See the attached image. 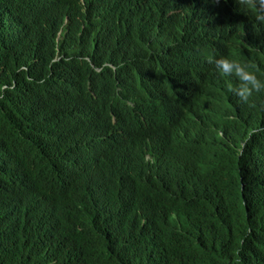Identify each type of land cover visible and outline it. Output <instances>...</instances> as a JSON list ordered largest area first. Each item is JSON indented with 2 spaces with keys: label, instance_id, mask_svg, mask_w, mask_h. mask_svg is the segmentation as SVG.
Listing matches in <instances>:
<instances>
[{
  "label": "trees",
  "instance_id": "obj_1",
  "mask_svg": "<svg viewBox=\"0 0 264 264\" xmlns=\"http://www.w3.org/2000/svg\"><path fill=\"white\" fill-rule=\"evenodd\" d=\"M257 14L0 0V264H264V91L209 62L264 80ZM118 91L136 107L103 127Z\"/></svg>",
  "mask_w": 264,
  "mask_h": 264
},
{
  "label": "clouds",
  "instance_id": "obj_2",
  "mask_svg": "<svg viewBox=\"0 0 264 264\" xmlns=\"http://www.w3.org/2000/svg\"><path fill=\"white\" fill-rule=\"evenodd\" d=\"M219 2V0H216ZM239 3L248 6L257 11L256 19L264 23V11H261L264 0H239ZM210 63H214L216 70L223 76H234L238 80V84L234 87L231 83L227 85V91L239 97L240 101L248 103L254 93L264 91V80H261L256 72L255 65L252 63H241L228 57H220L219 59H210ZM108 110V120L103 123V127L115 128L124 112L136 107L134 96H127L121 92L103 99Z\"/></svg>",
  "mask_w": 264,
  "mask_h": 264
},
{
  "label": "bare ground",
  "instance_id": "obj_3",
  "mask_svg": "<svg viewBox=\"0 0 264 264\" xmlns=\"http://www.w3.org/2000/svg\"><path fill=\"white\" fill-rule=\"evenodd\" d=\"M129 33V32H128ZM131 35V34H130ZM131 40V39H130ZM213 50V49H212ZM199 51V50H198ZM195 52H196V50H195ZM204 52V51H203ZM196 55H198V54H196ZM204 56V55H203ZM205 57V56H204ZM197 60V59H196ZM206 60H208V56L206 57V59L204 60V61H206ZM209 63V62H208ZM197 65H199V63H197ZM208 65V64H207ZM213 66V65H212ZM205 67V66H204ZM208 67V66H207ZM212 69V68H211ZM197 70V69H196ZM213 70V69H212ZM212 72V71H211ZM207 74V73H206ZM210 76H212V75H210ZM195 78V77H194ZM205 78H206V76H205ZM211 77H209V79H210ZM204 79V78H203ZM204 83V82H203ZM208 83V82H207ZM207 85V84H206ZM189 86V85H188ZM208 86V85H207ZM200 87H202V86H200ZM189 88V87H188ZM207 89V88H206ZM199 91H200V88H199ZM179 93H177V95H178ZM179 97H180V95H179ZM197 99V98H196ZM199 99V98H198ZM179 104V103H178ZM178 104H177V106H178ZM182 104V103H181ZM219 104V103H218ZM216 105V104H215ZM215 105H212V107L213 106H215ZM218 106V105H217ZM177 113V112H176ZM166 116H167V114H166ZM177 116V115H176ZM175 116V117H176ZM196 117V116H195ZM177 119H179L178 117H177ZM122 132V131H121ZM204 138V137H203ZM148 144V143H147ZM145 146V145H144ZM146 147V146H145ZM191 148V147H190ZM201 149H203V148H201ZM201 149H199V151L201 150ZM170 152V151H169ZM149 155V154H148ZM92 164H95V163H92ZM85 172V171H84ZM66 174V173H65ZM66 181V180H65ZM34 197V196H33ZM42 197V196H41ZM40 197V195H39V198H41ZM46 199V198H45ZM132 199V198H131ZM142 201V200H141ZM40 202V201H39ZM46 207V206H45ZM51 208V207H50ZM53 210V209H52ZM37 211V210H36ZM38 212V211H37ZM45 214H46V212H45ZM264 254V253H263ZM262 254V255H263Z\"/></svg>",
  "mask_w": 264,
  "mask_h": 264
}]
</instances>
